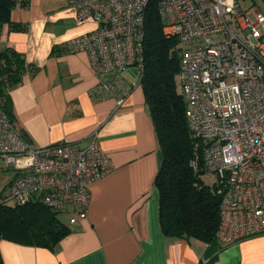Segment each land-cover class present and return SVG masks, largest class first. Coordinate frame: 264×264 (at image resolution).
Returning a JSON list of instances; mask_svg holds the SVG:
<instances>
[{"label": "built area", "instance_id": "obj_1", "mask_svg": "<svg viewBox=\"0 0 264 264\" xmlns=\"http://www.w3.org/2000/svg\"><path fill=\"white\" fill-rule=\"evenodd\" d=\"M158 2L164 35L178 43V84L196 161L223 190L215 241L225 247L264 234V13L255 0ZM147 3L66 0L76 22L95 25L66 41L63 51L88 54L97 98L114 97L120 106L140 86ZM131 67L137 75L125 76ZM0 160L12 167L11 204L39 202L70 215V224L86 214L89 185L113 170L95 136L84 148L34 147L1 106Z\"/></svg>", "mask_w": 264, "mask_h": 264}, {"label": "crops", "instance_id": "obj_2", "mask_svg": "<svg viewBox=\"0 0 264 264\" xmlns=\"http://www.w3.org/2000/svg\"><path fill=\"white\" fill-rule=\"evenodd\" d=\"M10 19L26 30L4 25L0 52L12 48L36 69L8 90L15 130L34 147L84 148L95 136L113 170L89 185L83 218L70 224L63 214L69 233L52 248L1 240L4 264H264V234L225 247L164 235L154 184L161 156L142 87L120 106L114 97L97 98L88 54L63 51L66 41L95 27L92 21L76 22L66 0H30ZM131 71L125 76L134 77Z\"/></svg>", "mask_w": 264, "mask_h": 264}, {"label": "trees", "instance_id": "obj_3", "mask_svg": "<svg viewBox=\"0 0 264 264\" xmlns=\"http://www.w3.org/2000/svg\"><path fill=\"white\" fill-rule=\"evenodd\" d=\"M30 0H0V32H24L25 25L10 19L12 10L25 9ZM164 22L158 0H148L144 12V68L140 86L152 119L160 150V166L155 177L159 192V218L166 237L216 243L220 186L205 185L201 158L194 150L179 84V54L175 38L164 35ZM36 69L12 48L0 52V106L10 117L8 90L23 82L24 75ZM196 166H192V163ZM69 230L56 211L39 202L23 205L0 200V241L52 248ZM0 264H4L0 255Z\"/></svg>", "mask_w": 264, "mask_h": 264}, {"label": "rangeland", "instance_id": "obj_4", "mask_svg": "<svg viewBox=\"0 0 264 264\" xmlns=\"http://www.w3.org/2000/svg\"><path fill=\"white\" fill-rule=\"evenodd\" d=\"M255 1L257 3V6H255V7L264 13V2L261 0H255ZM251 2H252V0H245L246 5H249ZM57 25L55 23L54 24L49 23L48 27L52 28L54 26L56 28V30L58 31L59 29L57 28ZM130 69L132 70L130 72V75L132 74V76H136L137 71H136L135 67H131ZM11 170H12L11 166H7L3 160H0V200H1V197L2 198L6 197L8 203H10V204H11V201H10L9 195H8V184H9V178H11L10 176L13 175V171H11ZM201 179L205 185H211L213 183L212 177L206 173H204V175L202 176ZM66 219H68L67 216H63V214L60 216V220L65 221Z\"/></svg>", "mask_w": 264, "mask_h": 264}]
</instances>
